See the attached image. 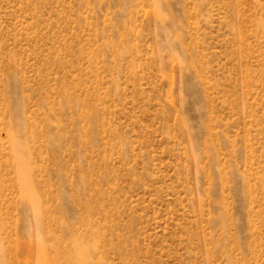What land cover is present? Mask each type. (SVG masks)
Segmentation results:
<instances>
[{"label": "rangeland", "instance_id": "rangeland-1", "mask_svg": "<svg viewBox=\"0 0 264 264\" xmlns=\"http://www.w3.org/2000/svg\"><path fill=\"white\" fill-rule=\"evenodd\" d=\"M0 264H264V0H0Z\"/></svg>", "mask_w": 264, "mask_h": 264}]
</instances>
